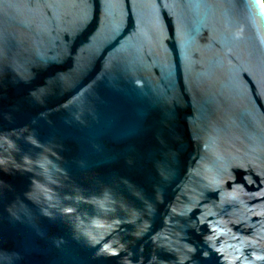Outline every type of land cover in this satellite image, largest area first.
Returning a JSON list of instances; mask_svg holds the SVG:
<instances>
[{"label": "water", "instance_id": "water-1", "mask_svg": "<svg viewBox=\"0 0 264 264\" xmlns=\"http://www.w3.org/2000/svg\"><path fill=\"white\" fill-rule=\"evenodd\" d=\"M0 264H264V1L0 0Z\"/></svg>", "mask_w": 264, "mask_h": 264}, {"label": "flooded vegetation", "instance_id": "flooded-vegetation-1", "mask_svg": "<svg viewBox=\"0 0 264 264\" xmlns=\"http://www.w3.org/2000/svg\"><path fill=\"white\" fill-rule=\"evenodd\" d=\"M264 1V0H263Z\"/></svg>", "mask_w": 264, "mask_h": 264}]
</instances>
